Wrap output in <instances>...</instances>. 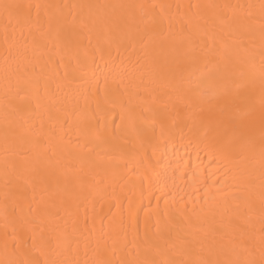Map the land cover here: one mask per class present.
I'll use <instances>...</instances> for the list:
<instances>
[{"label": "bare ground", "instance_id": "1", "mask_svg": "<svg viewBox=\"0 0 264 264\" xmlns=\"http://www.w3.org/2000/svg\"><path fill=\"white\" fill-rule=\"evenodd\" d=\"M0 264H264V0H0Z\"/></svg>", "mask_w": 264, "mask_h": 264}]
</instances>
